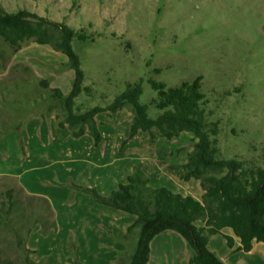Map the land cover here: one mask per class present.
<instances>
[{"label": "rangeland", "instance_id": "rangeland-1", "mask_svg": "<svg viewBox=\"0 0 264 264\" xmlns=\"http://www.w3.org/2000/svg\"><path fill=\"white\" fill-rule=\"evenodd\" d=\"M0 7L8 12L26 10L82 31L83 41H73L72 47L80 58L82 87L90 91H82L77 97L78 104L91 109L104 108L125 92L127 86L140 83L139 104L146 106L148 116L155 119L160 114L154 106L158 94L150 82L172 89L200 79L207 102L206 121L220 126L217 137L220 157L264 164V0H0ZM6 47L0 40V48L8 56ZM10 58L0 70V123L24 122L29 118L53 123L54 112H61L62 106L48 113L45 104L33 106L32 100L48 94L52 88L64 94L70 92L74 73L59 69L67 63V58L49 46L34 42L26 43ZM46 80L49 89L40 85ZM131 119L126 109L114 118L99 114L97 126L105 137L99 146L94 145L89 135L73 138L67 128L66 132H55L44 165L45 182L39 185L40 192L51 196L61 228L60 237H66V251L62 254L61 248H55L60 237L53 238L55 243L43 242L38 248L56 256L58 264H73L70 254L74 251L77 227L74 223L81 215L103 220L106 226L114 222L112 229L116 233L127 230V223L118 216L121 213L97 205L89 194L73 186L99 187L102 191L103 180L106 175L112 178V170L102 172L97 166L113 160L117 165V159L123 161L135 155L141 170L152 181L149 183L152 188L153 185L178 186L181 189L174 192L177 194L192 190L191 184L166 175L161 161L154 159L156 153L170 163H183L194 145L192 135L183 133L172 142L160 139L151 146L148 135L140 133L128 141L136 139L134 143L122 150L121 143L128 138ZM102 152L106 153L104 158ZM11 156L10 165H17L13 149ZM132 172L113 173L116 188L126 183ZM121 178H125L124 183ZM12 183L13 180L0 178V185ZM169 187L165 188L171 190ZM111 212L117 215L111 218ZM36 229L37 235L42 236L38 226ZM106 233L110 235L108 230ZM124 235L113 238L114 251L117 244L122 246L113 264H125L135 248L138 230H133L127 240H122ZM218 244L219 255L227 251L219 239L212 242V247ZM257 255L258 264L264 262V257ZM188 256L186 243L176 233L165 232L150 243L149 264H188ZM244 263L248 261L242 256L240 264Z\"/></svg>", "mask_w": 264, "mask_h": 264}, {"label": "trees", "instance_id": "trees-1", "mask_svg": "<svg viewBox=\"0 0 264 264\" xmlns=\"http://www.w3.org/2000/svg\"><path fill=\"white\" fill-rule=\"evenodd\" d=\"M83 39L82 31L77 32L64 23L52 22L26 10L8 12L0 7V40L10 54L6 56L0 48V70L28 42L49 46L67 58V63L61 64L59 69L74 73L70 92L64 94L52 88L48 94L33 99L32 104H45L48 113L61 105L62 111L54 112V117L58 127L67 128L73 138L89 135L94 145L99 146L102 136L96 116L106 113L114 118L126 109L132 119L128 138L122 141L121 148L139 133L148 135L151 146L160 139L177 140L183 133L192 135L194 141L192 151L186 154L182 164L169 161L159 164L180 181L200 182L203 191L200 201L166 188H152L149 178L137 167L132 169L126 183L119 184L107 197L101 196L95 188L73 185L77 191L89 194L97 204L133 217L122 240H127L133 230H138V238L125 264H149L150 243L165 232L183 238L190 252L188 264H224L209 248L210 237L223 230H229L239 240L238 251L243 253L250 252L254 243L264 244V164L220 157L217 147L220 126L217 122L206 121L207 102L201 92L200 79L172 89L150 82L158 94L154 106L160 114L155 119L148 116L146 106L139 104L140 83L127 86L125 92L104 108H86L77 103V97L82 91L90 90L82 87L81 62L72 47L73 41ZM40 85L50 88L47 80ZM36 226L42 236L57 232L50 203L44 198L27 195L15 185H0V264H42L31 258L35 252L27 248ZM224 239L227 247L232 248V239ZM77 259L74 255V263L80 264Z\"/></svg>", "mask_w": 264, "mask_h": 264}, {"label": "crops", "instance_id": "crops-1", "mask_svg": "<svg viewBox=\"0 0 264 264\" xmlns=\"http://www.w3.org/2000/svg\"><path fill=\"white\" fill-rule=\"evenodd\" d=\"M119 113H117L115 117H117ZM23 121L24 122L10 123V124L0 123V178L8 179L11 182L13 180L14 183L10 185H15L17 187H20L27 195L46 199L50 203L53 209L51 203L52 202L51 196H49V194L47 193L40 192L41 186L39 184L45 182L44 176H45V170L47 169L44 165L46 164V161L50 156L48 152L49 151L48 147H50L52 145V142L55 141L52 140L53 137H55V132L56 133L58 132L60 133V131L66 132V129L63 130L59 129L58 125L56 124L57 123L56 119L55 121H53V123L52 122L47 123L45 120L43 121V123H41L38 118L37 119L29 118L28 120H23ZM95 121L96 123H98V115L96 116ZM15 126L21 128L19 130H15V129L8 131L3 130L5 128H10ZM98 130L102 136L100 126H98ZM65 134L68 136L67 133ZM102 140L103 141L105 140L104 136L102 137ZM135 140L129 143L127 142L122 148V150L125 148L126 145L128 144L131 145V143H134ZM128 148H130V146ZM128 148L127 150H129ZM11 149H13V153L16 154V161L18 162L17 165L15 166L10 165V162L13 159L11 156ZM105 154H106L105 152H102L101 157L104 158ZM154 155H155L154 159L157 158L161 162L167 159V158L165 159L160 158V156L156 155V153ZM117 160L120 162V163L118 162L117 165H115V161L113 160V162L110 164L106 163L96 167L98 170L102 172L108 169L112 170L111 171L112 178H109V176L106 175L105 179L103 180L104 185H102L103 187L102 191L98 190L99 187L97 188L94 187L96 191L103 197H107L112 192V190L114 191L116 189V184H114V180H113V176L115 173L119 174V172L123 170L128 175L130 173V170H132L133 166L141 169V166L137 163L135 155H131V158L125 157L122 159L123 161L119 159ZM72 164L75 165L77 164V162H74ZM166 175H170V174H166ZM124 179L125 178H121L120 180L121 183H124L125 181ZM149 183L151 184L152 181L150 180ZM170 183H172V181H170ZM186 183L192 185V190H186L184 194H180V195L186 197L193 195L194 196L193 198L200 201V198L203 195V191L201 190L199 185L200 182L195 180H190ZM194 183L195 186L193 185ZM153 187L165 188L169 186L161 187V185L158 186L153 185ZM170 187H169L171 189L170 191L173 193L174 192L179 193L178 191L179 189H181L178 188V186L177 187L170 186ZM86 188H92V187H86ZM97 205L105 208H110L100 204ZM112 210L118 211L115 209ZM106 212H108V210ZM118 212L121 213V215L120 214L118 215L120 217V221L121 222L125 221V223H127L125 227L127 229L130 226L128 222H131L133 220V217H131L130 215L124 212L121 211ZM111 214H112L111 218L117 215L116 213L113 212H111ZM55 219L57 223L56 234L51 233L45 237L43 236L39 237L36 233L37 232L36 231L37 226H36L29 236L27 247L35 252L34 254H32L31 258L36 262H40L41 259L45 258L44 259L45 261L44 263L42 261V264H58L57 260H55L56 256H49L38 248V246L40 247L41 243L43 242L50 241L52 243H55V239L53 238L54 237L59 238L61 236V228L59 227V223L57 221L56 215H55ZM74 224H77L76 230H74L75 233L73 238L74 251L73 253L70 254L71 255L70 260L73 261V264H75L74 255L78 257L77 260L79 261L80 264H113L114 258L118 253L117 251L122 250V246L117 244L118 246L117 251H114L113 238L114 237L120 238L122 235L125 234L126 230L124 229L116 233L112 229L114 227L113 226L114 222L110 224V226H106L103 220H96V219L94 220V218L84 215L78 217ZM107 230L110 232V235H107L106 233ZM225 237H230L232 239L233 241L232 248L227 247L226 240L224 239ZM216 239L221 240L222 243L225 244L227 249V251H223V252L221 251L220 255L218 254L217 251L218 249L217 246H219V244L216 245L214 248L212 247V242ZM65 241H66V237L62 235V238L60 237V243H58V246L55 245L56 249L61 248L60 251L62 252V254L66 251ZM101 244H103L104 246L103 245L101 246ZM239 247H240L239 240L235 238L229 230H223L221 234L214 235L210 237L209 240L210 250L213 251L224 264H240L242 260V256H244V259L248 261V263L246 264H258L259 262L257 261V258H255V256H258L257 253L261 255V257H264V244L254 243L252 250L248 253H243L241 251H238ZM53 252L56 253L55 250ZM231 253L232 254L235 253V254L231 255ZM235 255L237 256V258ZM260 264H264V262H261Z\"/></svg>", "mask_w": 264, "mask_h": 264}]
</instances>
